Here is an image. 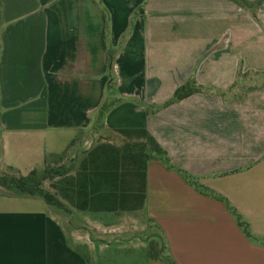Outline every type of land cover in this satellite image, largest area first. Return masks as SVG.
Here are the masks:
<instances>
[{
    "label": "crops",
    "instance_id": "1",
    "mask_svg": "<svg viewBox=\"0 0 264 264\" xmlns=\"http://www.w3.org/2000/svg\"><path fill=\"white\" fill-rule=\"evenodd\" d=\"M246 1L0 0V176L123 129L165 151L139 211L50 214L2 191L0 264H90L140 214L176 264H264V0Z\"/></svg>",
    "mask_w": 264,
    "mask_h": 264
},
{
    "label": "trees",
    "instance_id": "2",
    "mask_svg": "<svg viewBox=\"0 0 264 264\" xmlns=\"http://www.w3.org/2000/svg\"><path fill=\"white\" fill-rule=\"evenodd\" d=\"M230 1L245 9L253 8L246 0ZM196 90L195 86L186 85L176 91L173 101L191 96ZM106 110L108 107L104 106L101 116ZM119 133L126 139L122 147L109 143L98 145L75 174L60 165L62 155H51L46 157L43 168L34 169L26 176L9 168V172L0 176V189L16 197L40 198L64 211L68 210L67 205L79 211H139L146 202L148 163L165 151L146 129H123ZM47 183L51 190L45 187ZM232 213L244 234L251 238L249 224L233 210ZM155 251H150V258L176 264L170 256H164L162 249L159 253Z\"/></svg>",
    "mask_w": 264,
    "mask_h": 264
},
{
    "label": "rangeland",
    "instance_id": "3",
    "mask_svg": "<svg viewBox=\"0 0 264 264\" xmlns=\"http://www.w3.org/2000/svg\"><path fill=\"white\" fill-rule=\"evenodd\" d=\"M122 139L123 140H121V142L119 141V143H113L112 145H115L117 147H122L126 142V139L124 137H122ZM61 155L62 156L59 159L60 165L63 166L65 169H72L70 172L71 174H75L78 171L81 162L88 156V154L87 156L85 155V152L83 154H78L73 152L70 153L69 151ZM53 160L54 158H51V161ZM10 174L13 175L15 173L10 172ZM45 187L51 190L49 183H47ZM2 191L3 190H0V193H3ZM22 199H37L38 201H40V203H42L45 207H47V211L50 214H53L56 211L54 207L48 206L44 202V200L40 198L23 197ZM80 215H82V213ZM129 218L131 219L128 220L122 219V221H124V226L132 225L131 221L134 220L135 227L136 226L139 227L138 233L137 232H134V234L129 233V235H124V239L121 238L118 239L117 241L110 240L109 241L110 250L107 252H103L98 249L95 250L94 252H90L89 255L86 252L90 264H146L150 251L152 250L155 251L156 249L155 252L159 253V251H161V249L165 247L164 236L162 234H159L152 226H150V228H146L147 220L145 218V215L143 214H140V216L129 215ZM135 221L137 223H135ZM149 239L152 240L151 243H148ZM120 245H122L121 248ZM81 250L85 253L83 248H81ZM163 254L164 256H168L166 255L167 251L166 252L164 251Z\"/></svg>",
    "mask_w": 264,
    "mask_h": 264
}]
</instances>
